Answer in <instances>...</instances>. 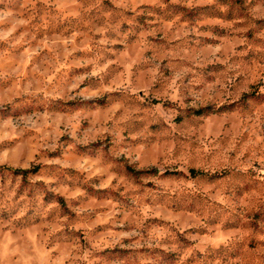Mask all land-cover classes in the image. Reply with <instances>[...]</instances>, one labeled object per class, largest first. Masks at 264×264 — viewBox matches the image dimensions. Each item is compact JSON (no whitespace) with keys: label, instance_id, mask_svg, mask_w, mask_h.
Here are the masks:
<instances>
[{"label":"rangeland","instance_id":"1","mask_svg":"<svg viewBox=\"0 0 264 264\" xmlns=\"http://www.w3.org/2000/svg\"><path fill=\"white\" fill-rule=\"evenodd\" d=\"M0 264H264V0H0Z\"/></svg>","mask_w":264,"mask_h":264},{"label":"trees","instance_id":"2","mask_svg":"<svg viewBox=\"0 0 264 264\" xmlns=\"http://www.w3.org/2000/svg\"><path fill=\"white\" fill-rule=\"evenodd\" d=\"M3 169L8 170V171H11L13 173H21V174H25L27 172H30V170H28V169H11L9 167H2V166H0V170H3Z\"/></svg>","mask_w":264,"mask_h":264}]
</instances>
